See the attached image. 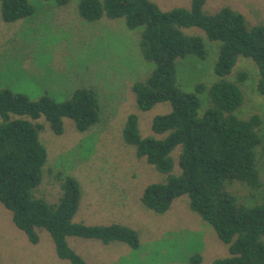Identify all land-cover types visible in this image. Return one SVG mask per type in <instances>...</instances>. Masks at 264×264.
I'll use <instances>...</instances> for the list:
<instances>
[{
  "label": "trees",
  "instance_id": "1",
  "mask_svg": "<svg viewBox=\"0 0 264 264\" xmlns=\"http://www.w3.org/2000/svg\"><path fill=\"white\" fill-rule=\"evenodd\" d=\"M42 1H53L58 7L71 2ZM206 1L192 0L190 10L163 11L152 0H80L79 14L91 23L123 19L130 30L144 28L139 49L155 69L132 86L137 108L146 113L158 104H171L169 114L153 118L154 136L142 134L139 113L130 114L124 126V142L137 157L168 176L165 182L145 188L143 206L164 215L177 199L188 196L190 211L210 225L228 247L229 256L212 264H264L262 120L259 115L248 119L237 115L245 103L240 86L248 75L241 73L237 82L229 80L240 58H249L259 68L257 91L264 96V24L251 27L244 15L229 8L207 15ZM0 4L3 21L8 24L36 13L29 0H0ZM191 28L201 29L210 41L220 43L217 81L208 90L210 106L202 116L199 95L207 87L200 84L196 92L187 93L177 85L178 59L196 55L203 60L207 56L204 39L185 33ZM101 116L100 97L92 88H78L64 102L48 94L33 101L22 93L0 90V202L30 243L38 244L39 231H47L58 257L70 264H88L69 246L72 237L97 240L104 246L127 244L134 250L141 245L139 233L131 227L74 222L82 192L73 176L55 175L61 184L57 202L49 203L40 195L45 175L51 173L48 150L41 140L45 128L49 126L60 137L68 118L84 134L100 124ZM178 147L181 153L175 159L173 152ZM176 163L181 171L178 175L173 174ZM235 182L241 185L231 186ZM239 188L254 204L239 199ZM202 262L201 254L190 259V264Z\"/></svg>",
  "mask_w": 264,
  "mask_h": 264
},
{
  "label": "rangeland",
  "instance_id": "2",
  "mask_svg": "<svg viewBox=\"0 0 264 264\" xmlns=\"http://www.w3.org/2000/svg\"><path fill=\"white\" fill-rule=\"evenodd\" d=\"M29 1L36 8L35 15L15 24L3 21L0 4V90L25 94L33 101L48 94L64 102L78 88H92L102 106L101 122L89 132L79 133L68 118L64 119V135L56 136L49 126L42 132L51 173H46L40 195L49 203L57 202L61 184L55 175L73 176L82 192L74 222L128 226L139 233L141 244L134 250L127 244L104 246L97 240L72 237L69 246L88 264H190L195 254L202 255V264H212L228 257V247L212 227L190 211L188 196L177 199L164 215L141 203L145 188L165 182L168 176L139 159L124 142L125 123L130 114L139 113L142 134L154 136L153 118L172 111L169 103L158 104L146 113L137 108L132 86L155 69L139 49L144 28L130 30L123 19L85 21L79 14L80 0H71L63 7L53 1ZM152 1L163 11L192 7V0ZM223 8L244 15L251 27L264 24V0H207L204 12L214 15ZM185 33L202 37L207 49L203 60L196 55L177 60V85L184 92L194 93L200 84L207 87L199 95L202 116L210 106L208 90L217 81L220 43L210 41L198 28L186 29ZM241 73L248 79L240 86L245 103L237 115L242 119L260 116L264 145V96L257 91L259 68L251 59L241 57L229 80L237 82ZM180 153L178 147L173 157L178 159ZM180 172L176 163L173 174ZM238 185L235 182L231 186ZM236 192L240 200L254 204L246 191L239 188ZM39 235L38 244L30 243L0 202V264H70L58 257L47 231L41 230Z\"/></svg>",
  "mask_w": 264,
  "mask_h": 264
}]
</instances>
